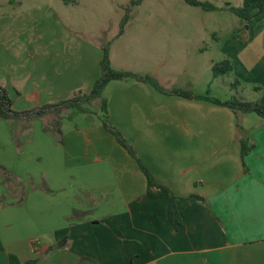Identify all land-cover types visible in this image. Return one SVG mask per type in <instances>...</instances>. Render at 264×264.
Masks as SVG:
<instances>
[{
	"label": "crops",
	"instance_id": "obj_1",
	"mask_svg": "<svg viewBox=\"0 0 264 264\" xmlns=\"http://www.w3.org/2000/svg\"><path fill=\"white\" fill-rule=\"evenodd\" d=\"M22 7L0 17V86L20 114L59 107L0 117V264H264V119L126 80L105 89L117 83L104 97L109 126L68 128L60 105L92 92L105 46L51 6ZM231 40V99L264 105V13ZM225 76L207 82L212 97ZM143 168L177 197L183 231Z\"/></svg>",
	"mask_w": 264,
	"mask_h": 264
},
{
	"label": "rangeland",
	"instance_id": "obj_2",
	"mask_svg": "<svg viewBox=\"0 0 264 264\" xmlns=\"http://www.w3.org/2000/svg\"><path fill=\"white\" fill-rule=\"evenodd\" d=\"M8 1L0 0V17L19 9L20 5H23L21 9L39 12L51 6L67 26L92 41L101 42L103 47L108 46L114 69L151 75L169 92L193 89L201 94L207 93V82L213 80L209 67L237 52L234 45L231 47L230 39L242 20L227 8L243 5V0H230L231 4L227 3L229 0H201L219 8L206 11L184 0H144L136 5L132 3L138 0H14L16 4ZM122 28L124 34L119 36ZM233 81L234 73H230L217 84H210L212 95L231 99ZM112 84L103 95L107 99L117 83ZM98 105L99 101L85 103L88 114L71 109V119L65 117L63 121L68 128L73 125L81 128L88 120L105 119L102 109L97 110Z\"/></svg>",
	"mask_w": 264,
	"mask_h": 264
},
{
	"label": "trees",
	"instance_id": "obj_3",
	"mask_svg": "<svg viewBox=\"0 0 264 264\" xmlns=\"http://www.w3.org/2000/svg\"><path fill=\"white\" fill-rule=\"evenodd\" d=\"M144 0L134 1L132 4H140ZM188 5L193 7H201L206 11H218L219 8L214 6L208 2H202L201 0H184ZM231 13L237 16L239 19L249 22L261 14L264 13V0H243V5L240 8L232 7L228 5L227 8ZM124 27V24L123 26ZM124 33L123 28L121 29L120 35ZM101 70L102 75L100 79L94 85L92 92L89 95L78 96L74 99L68 100L62 103L60 106L66 107L68 109H77L83 112L84 114H88L89 111L84 106L85 103H91L94 100H100L102 105V111L104 113L105 119L104 123L109 126V110H108V101L104 98V92L107 86L113 81H126L129 79H134L138 82L145 83L151 87H153L156 91L168 94L175 95L182 98L190 99V100H198V101H208L214 105L229 108L233 110L236 114H250L256 113L264 119V105L260 103H250V102H242L237 98H232L228 101H221L218 98L212 97L210 90L204 94H195L191 91L176 89L171 92L165 90L158 81L151 75H139L128 71H119L114 70L111 66L110 61V51L109 47L105 46L103 48L102 58H101ZM234 70V66L232 61L223 60L217 62L213 65L212 73L213 77L217 78L219 76H224L232 73ZM59 106H48L40 111H34L32 113L20 114L13 110V102L8 96L7 91L0 86V117L4 119H13L20 117H32L34 115L41 116L47 109L57 108ZM54 128L57 132L61 131V118L60 114H57V120L55 121ZM115 132V130H113ZM117 135L119 142L122 146H124L128 152L135 157V153L130 148V146L120 137V135L115 132ZM242 144V154L243 156L248 155L254 148L253 144H250L248 140L243 139L241 141ZM145 176L147 178L148 184V193L150 197L154 199H163L168 201V218L173 228L177 232H181L185 229V225L180 216V213L177 208V197L173 194V192L158 184L150 171L144 169ZM2 169L0 168V174ZM30 264V263H29Z\"/></svg>",
	"mask_w": 264,
	"mask_h": 264
}]
</instances>
